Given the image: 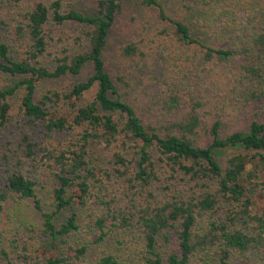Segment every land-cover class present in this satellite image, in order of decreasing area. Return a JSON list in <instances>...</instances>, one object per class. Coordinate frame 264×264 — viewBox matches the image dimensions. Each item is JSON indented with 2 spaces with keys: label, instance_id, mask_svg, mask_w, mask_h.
I'll use <instances>...</instances> for the list:
<instances>
[{
  "label": "trees",
  "instance_id": "1",
  "mask_svg": "<svg viewBox=\"0 0 264 264\" xmlns=\"http://www.w3.org/2000/svg\"><path fill=\"white\" fill-rule=\"evenodd\" d=\"M6 1L14 44L0 36V74L23 79L0 89V238L9 206L23 203L51 244L9 240L0 264H83L90 243L139 246L138 264H197L206 250L216 264H264V0H141L155 26L113 53L122 0H96L93 14L68 0ZM68 24L88 29L85 44L62 38ZM229 118L245 125L221 136ZM82 228L93 241H73ZM109 251L94 264H121Z\"/></svg>",
  "mask_w": 264,
  "mask_h": 264
},
{
  "label": "rangeland",
  "instance_id": "2",
  "mask_svg": "<svg viewBox=\"0 0 264 264\" xmlns=\"http://www.w3.org/2000/svg\"><path fill=\"white\" fill-rule=\"evenodd\" d=\"M77 10L81 11L84 14H93L95 10V1L96 0H68ZM11 13V6L6 0H0V23L4 22V25H0V36L1 41H5L6 43L14 44V42L10 39V37L6 34L7 28L2 31L3 27L11 25L8 21H1V19L7 18ZM156 11L153 9H149L141 3V0H122L121 1V13L119 18L116 20L115 25L110 33V37L107 43V51L114 52V48L120 44H123L127 41L138 40L140 38L146 37L150 31L155 26L157 21L156 18ZM191 21L195 22L197 26H199V18L192 15L189 17ZM241 18L246 19L245 13H241ZM88 31L86 27L75 25V24H68L65 25L63 28L59 30L62 33V38H67L70 35H78L81 36L83 44H85V32ZM20 42L17 40L15 46L13 48V52L11 51L10 56L13 59L19 55L18 51L20 49ZM77 47L74 46V49ZM112 52V53H113ZM114 56V54H113ZM122 60V59H120ZM45 63L47 61L44 60ZM44 63V64H45ZM128 63H126L127 65ZM192 72V71H191ZM89 73V69H86L84 74H82L81 79ZM23 77L21 76H9L6 74H0V89H5L9 87H13L16 83L21 81ZM78 80L71 79V78H64L60 80L58 84L60 86H66L67 88L70 84L76 82ZM138 84V83H137ZM50 85V82H43L39 86L38 91H42L43 89L47 88ZM64 88V89H65ZM131 95L136 94L138 92V87L135 90H131ZM22 88H19L15 91V94L9 97V103L11 104V113H15L17 110V106L19 104V99L21 95H23ZM94 90L85 94L84 99L87 102H90L93 98ZM139 93V92H138ZM128 100L131 98L130 94L126 97ZM245 125V120H238L235 121L232 118H229L228 121H224L221 124V136L228 134L235 130H241L242 127ZM55 136V135H54ZM71 136V135H70ZM54 140V139H52ZM46 140V141H52ZM52 144L55 146L57 142L54 140ZM96 155H100L99 147H97ZM230 154V150L219 151L216 153L217 158L224 159ZM41 155V154H39ZM98 161V159H96ZM55 187V184L52 179H47L46 177L41 180L38 185V189H40L39 195L41 199L44 201V210H48L49 207V197L51 190ZM9 219L5 221L4 224V233L3 236L0 238V245L7 244L9 240H16L15 245L20 247L26 245L31 246L32 244L38 245L42 248H48L50 240L47 238L46 235L42 236V225L38 222L40 214L35 211L32 205L26 204H19V205H11L9 206ZM67 211H64L61 215H59L55 219V223L59 224V222L63 219L65 215H67ZM11 223V224H10ZM10 227L9 228V225ZM203 226V223H199L196 227L200 229ZM9 229V230H8ZM94 235L88 230L87 228L80 229L77 234L74 236V240L83 241V243H89L93 241ZM76 245V244H74ZM172 247V246H171ZM169 245H164L159 247L160 253H164L171 248ZM139 246L137 249H132L131 252L127 250L121 249L119 246L114 245L112 243L109 244H89L88 255L84 260L83 264H94V260L96 256L104 252L105 250H110L109 252L116 253L120 258L121 264H138L136 261L135 254L139 251ZM17 253V252H16ZM216 255L211 251H201V253L194 258V262L197 264H216ZM22 262L19 260L18 263ZM74 264V263H70ZM234 264V263H233Z\"/></svg>",
  "mask_w": 264,
  "mask_h": 264
}]
</instances>
